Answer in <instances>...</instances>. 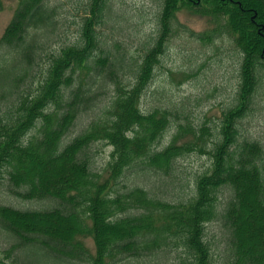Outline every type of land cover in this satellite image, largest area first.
<instances>
[{
  "label": "trees",
  "instance_id": "obj_1",
  "mask_svg": "<svg viewBox=\"0 0 264 264\" xmlns=\"http://www.w3.org/2000/svg\"><path fill=\"white\" fill-rule=\"evenodd\" d=\"M159 2L156 40L136 59L114 39L100 40L108 0L87 1L79 39L68 44L50 0H17L0 38V187L49 205L0 204L2 253L11 259L0 264H264V145L240 130L264 78V0ZM181 10L212 19V30L194 34L198 41L225 37L240 53L235 99L214 128L193 126L183 104L141 109ZM86 111V127L68 139ZM101 142L111 151L99 167L91 148ZM192 153L208 156V168L188 196L169 198L183 188L177 160ZM131 171L155 180L123 186ZM211 222L224 231L219 254Z\"/></svg>",
  "mask_w": 264,
  "mask_h": 264
},
{
  "label": "rangeland",
  "instance_id": "obj_2",
  "mask_svg": "<svg viewBox=\"0 0 264 264\" xmlns=\"http://www.w3.org/2000/svg\"><path fill=\"white\" fill-rule=\"evenodd\" d=\"M88 0H50V5L56 8L57 18L63 24L61 28V43H73L79 39L82 11ZM3 9L0 12V38L10 22L17 7V0H2ZM111 10L109 23L98 27L101 41L114 39L120 44L127 57L139 59L150 43L157 37V28L161 4L159 0H108ZM170 33L165 42L164 53L159 57V64L154 70L153 77L142 96L141 109L144 112L157 107L183 104L184 112L188 113L190 122L198 127L206 124L214 128L221 112L233 104L236 88L239 82L240 53L228 38L216 40L212 45L198 41L194 34H201L213 29L211 18L201 17L186 10L176 13ZM151 45V44H150ZM56 47L55 44L51 45ZM112 49L113 46L111 45ZM52 48V50L54 49ZM6 58V53L0 50V60ZM111 86L98 100L102 109L110 97ZM104 103V104H103ZM4 107L6 104L1 100ZM98 111V110H97ZM99 112V111H98ZM97 112V113H98ZM101 112V111H100ZM92 113H83L85 120L77 123L70 131L68 139L79 133L84 124L88 123ZM176 124L165 135L161 145H167ZM241 134L244 137L259 141L264 145V78L260 81L253 99V105L248 115L241 121ZM92 153L97 166L102 167L108 159L111 149L103 142L93 144ZM181 170L183 188L170 189L169 198L175 194L188 196L192 190L193 179L204 172L209 166V157L192 153L177 160ZM134 173L130 178L123 179V186L138 185L149 188L145 181L136 179ZM145 184H147L145 186ZM120 189H122V187ZM186 195V196H184ZM0 204L10 205L20 209H42L49 205L45 202H25L7 196L0 187ZM220 222L208 225V236L219 254L222 251L224 234ZM250 229L253 225L250 222ZM91 249L93 244L85 240ZM5 237L0 235V260L10 263L2 251L7 249Z\"/></svg>",
  "mask_w": 264,
  "mask_h": 264
}]
</instances>
